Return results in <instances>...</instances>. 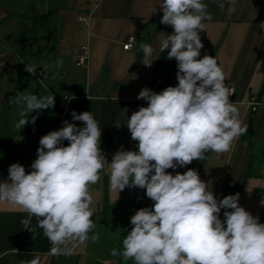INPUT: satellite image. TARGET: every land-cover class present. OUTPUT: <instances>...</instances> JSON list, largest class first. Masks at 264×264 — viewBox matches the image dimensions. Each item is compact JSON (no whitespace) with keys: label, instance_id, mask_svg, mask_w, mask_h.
<instances>
[{"label":"crops","instance_id":"0c3cea01","mask_svg":"<svg viewBox=\"0 0 264 264\" xmlns=\"http://www.w3.org/2000/svg\"><path fill=\"white\" fill-rule=\"evenodd\" d=\"M204 3L212 19L204 21L205 30L200 32L203 48L199 58L209 55L217 60L226 84L234 88L230 100L248 128L230 151H209L205 160L167 171L175 175L195 169L218 200L238 190L239 205L264 224V29L259 25L264 21V0H236L234 13L227 11V3L223 11L214 0ZM161 4L162 0H39L37 6L34 0H23L22 5L17 0H0V154L10 158L0 163V181L7 180L13 163L31 171L40 138L59 130L63 97L67 98V121L83 127V122L72 120L71 112L91 111L99 122L100 147L109 163L118 150H138L126 125L134 111L147 106L146 101L137 99L139 92L144 88L160 92L178 84L175 59H168L167 51L162 54L160 50L165 34L173 33L171 26L165 30L156 19L163 14ZM20 11L30 12L27 18L33 23L40 18L47 24L50 54L43 59L25 61L19 41L9 45V40L21 35L14 27L23 24L20 18L27 15ZM129 36L135 37V44L124 51L122 45ZM142 44H151L154 49L150 67L143 64ZM80 46L88 48L84 67L75 65L73 52ZM26 53L32 54L27 51L23 55ZM57 60L63 61L62 66L56 67ZM25 64H35L37 75L25 71ZM18 91L37 97L53 95L55 105L28 114L29 121L38 114L35 124L18 129L16 124L24 110L12 102ZM87 94L104 99L90 101ZM251 101L255 110H251ZM117 122L120 127L115 126ZM109 175L106 166L100 180L90 186L94 201L91 219L96 225L93 232L99 233L100 239L78 244L71 256L48 255L51 244L47 240L48 250L39 253L41 264H123V258L112 256L111 250H119L122 238L131 230V216L142 207H151L153 201L138 187H126L120 193L110 190ZM28 218L18 206L0 202V264H21L38 253L19 248L25 231L21 220Z\"/></svg>","mask_w":264,"mask_h":264},{"label":"clouds","instance_id":"9594fccd","mask_svg":"<svg viewBox=\"0 0 264 264\" xmlns=\"http://www.w3.org/2000/svg\"><path fill=\"white\" fill-rule=\"evenodd\" d=\"M214 2L221 11L226 3L229 13L236 11V0ZM207 8L204 0H162L160 23L171 26L173 33L165 34L160 50L175 59L178 84L160 92L148 88L139 92L137 99L147 106L134 111L126 125L138 150H118L109 163L92 112L72 111V120L83 122V127L66 120L59 130L42 136L30 172L19 163L9 166L7 180L0 181V202L27 213L29 218L21 220L24 229L31 231V217L37 218L51 244L48 255L71 256L78 244L100 239L93 232L90 186L107 166L110 190L120 193L138 187L153 201L151 207L131 216L122 251L113 248L112 256L134 264H264V224L239 205V193L218 200L195 169L175 175L167 171L205 160L209 151L228 152L247 131L217 60L209 55L199 58L200 32L205 30L204 21L212 19ZM259 25L264 29V21ZM141 49L143 64L150 67L154 49L151 44H142ZM62 63L57 60L56 67ZM36 69L35 64H25V71L33 76ZM87 99L104 98L87 94ZM12 102L24 106L18 129L35 124L38 114L30 121L27 114L55 105L53 95L37 97L19 91ZM21 264H41V256L34 253L33 259Z\"/></svg>","mask_w":264,"mask_h":264},{"label":"rangeland","instance_id":"374dc122","mask_svg":"<svg viewBox=\"0 0 264 264\" xmlns=\"http://www.w3.org/2000/svg\"><path fill=\"white\" fill-rule=\"evenodd\" d=\"M12 1V0H11ZM20 5H22L23 0H17ZM35 4L38 6L39 0H34ZM21 14L26 13L27 16L25 18H20L21 23L19 26H17L18 23H16L14 27V31H19L21 33L20 36H15L14 40H9V45L14 46L16 41L18 40L19 43L21 44L20 48L22 50L20 51L21 58L27 61V59L36 58L38 59H43L47 54L49 53L48 45L50 43V40L47 38V32H48V27L46 22L44 20L37 18L35 23H33L32 20H28V15L30 12H18ZM46 39V40H45ZM15 41V42H14ZM32 52V54L28 55L27 53L25 56L23 53L25 52ZM29 56V57H28ZM42 85V84H41ZM41 88H43L41 86ZM24 106H20V108H23ZM32 113V112H31ZM29 113V114H31ZM28 115V114H27ZM9 156L6 153H1L0 154V163H6L9 161ZM123 264H126L125 261H123Z\"/></svg>","mask_w":264,"mask_h":264},{"label":"trees","instance_id":"16d2710c","mask_svg":"<svg viewBox=\"0 0 264 264\" xmlns=\"http://www.w3.org/2000/svg\"><path fill=\"white\" fill-rule=\"evenodd\" d=\"M162 15L163 14H159L156 19L160 21ZM161 27H163L165 30L167 29V26L163 24H161ZM162 52H163L162 54H164V51ZM263 86H264V80H263ZM63 143H64V146H67L69 142L64 141ZM236 192L238 193V190H236ZM29 229L31 231H29L28 229H25L24 231V234L19 244L20 250L25 251V252H38V253L46 252L48 250V241H47L48 239L43 235V230L37 226V218L34 216L31 217ZM125 237L126 235L122 238V240ZM119 250L122 251V241L120 243ZM129 261L130 260H128L126 264H129L130 263Z\"/></svg>","mask_w":264,"mask_h":264},{"label":"built area","instance_id":"2783aa9c","mask_svg":"<svg viewBox=\"0 0 264 264\" xmlns=\"http://www.w3.org/2000/svg\"><path fill=\"white\" fill-rule=\"evenodd\" d=\"M134 36H129L126 41L123 43L122 45V49L124 51H129L132 49V47L134 46L135 44V39H133ZM125 45H131L129 48H125ZM74 54V57H75V65L77 67H84L86 66L87 64V60H88V48L87 46H80L78 48H76L73 52ZM158 82V80H157ZM230 89L233 90V94L231 96L234 95V88L230 85H227ZM230 96V97H231ZM62 100L65 102L63 104H60V110H59V113H58V119H59V129L61 127L64 126V121L67 120V115H68V107H67V98L66 97H63ZM250 106H251V110H255V106L256 104L254 102H250Z\"/></svg>","mask_w":264,"mask_h":264}]
</instances>
